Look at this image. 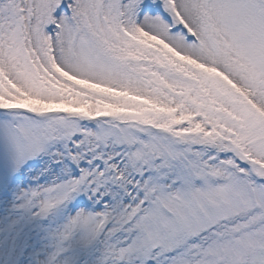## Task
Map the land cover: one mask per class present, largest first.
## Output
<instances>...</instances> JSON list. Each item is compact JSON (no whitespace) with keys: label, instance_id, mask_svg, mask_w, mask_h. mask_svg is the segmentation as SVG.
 <instances>
[{"label":"snow or ice","instance_id":"obj_1","mask_svg":"<svg viewBox=\"0 0 264 264\" xmlns=\"http://www.w3.org/2000/svg\"><path fill=\"white\" fill-rule=\"evenodd\" d=\"M0 264H264V0H0Z\"/></svg>","mask_w":264,"mask_h":264}]
</instances>
